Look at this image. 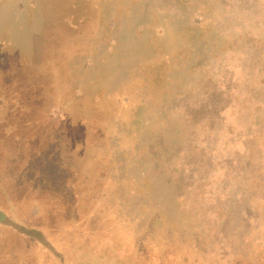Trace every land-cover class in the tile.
Masks as SVG:
<instances>
[{
  "label": "rangeland",
  "instance_id": "374dc122",
  "mask_svg": "<svg viewBox=\"0 0 264 264\" xmlns=\"http://www.w3.org/2000/svg\"><path fill=\"white\" fill-rule=\"evenodd\" d=\"M0 211L84 264H264V0H0Z\"/></svg>",
  "mask_w": 264,
  "mask_h": 264
},
{
  "label": "trees",
  "instance_id": "16d2710c",
  "mask_svg": "<svg viewBox=\"0 0 264 264\" xmlns=\"http://www.w3.org/2000/svg\"><path fill=\"white\" fill-rule=\"evenodd\" d=\"M226 74L227 73H225L221 77L217 76L221 78L220 80H212V75L208 76V85L205 90V95H203V97L200 98L195 105L190 106L188 111H185L184 120H186L187 117L188 119L195 121V123L205 120L210 126L219 122V118L222 117V111L226 108L230 99L228 85L223 82V80L226 79ZM8 193H10V190L8 191ZM28 226L30 225L24 222L15 223L13 221H9V219L8 222H5V219L0 221V252L2 250L3 252L7 250H5L4 248L6 245L10 244V240L12 239L17 246V255L19 256L17 258V261L19 262V264H32V249L35 245L42 247L45 253L50 254L48 258H45L44 261L42 260L41 264H51V261L53 262V264H84V260L82 258L70 256L68 247H65L62 242L61 244H59L55 236H45L41 227ZM8 227L14 228L16 233H19L20 235L31 237L34 240V244H29L25 241H22L19 236L12 234L11 231L8 230ZM63 229H65V231L71 232L77 237L78 242L75 246L79 249L90 248L97 253H102L105 252V250L108 251L110 249L118 248H120L122 251H126L123 247L113 244L110 236L106 234L101 235L99 230H92L91 228H89L88 231H85L84 233L78 235L76 234L75 229L72 227ZM99 234L101 237H97V235ZM52 237L54 239H52ZM42 238L47 239V244L43 242ZM13 246L14 245H11L10 247L14 248ZM67 253L69 254V256L67 255ZM168 255L170 254L164 253V260L162 261V255L159 256L156 254V259H158L157 264H162L163 262L169 264L170 261H172L173 263L179 262L181 264H187V262L175 260L171 255V258L169 259L170 261L168 262ZM132 256L137 257L135 255Z\"/></svg>",
  "mask_w": 264,
  "mask_h": 264
},
{
  "label": "water",
  "instance_id": "95a60500",
  "mask_svg": "<svg viewBox=\"0 0 264 264\" xmlns=\"http://www.w3.org/2000/svg\"><path fill=\"white\" fill-rule=\"evenodd\" d=\"M4 217V214L0 211V220H2Z\"/></svg>",
  "mask_w": 264,
  "mask_h": 264
}]
</instances>
